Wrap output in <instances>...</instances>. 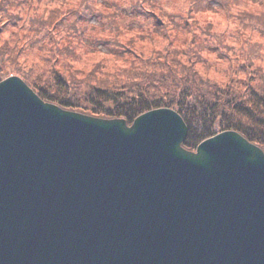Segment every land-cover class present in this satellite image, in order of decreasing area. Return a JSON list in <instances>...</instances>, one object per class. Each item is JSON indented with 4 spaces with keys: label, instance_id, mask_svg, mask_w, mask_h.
Returning <instances> with one entry per match:
<instances>
[{
    "label": "water",
    "instance_id": "obj_1",
    "mask_svg": "<svg viewBox=\"0 0 264 264\" xmlns=\"http://www.w3.org/2000/svg\"><path fill=\"white\" fill-rule=\"evenodd\" d=\"M173 110L103 120L0 83V264H264V152L182 148Z\"/></svg>",
    "mask_w": 264,
    "mask_h": 264
},
{
    "label": "rangeland",
    "instance_id": "obj_2",
    "mask_svg": "<svg viewBox=\"0 0 264 264\" xmlns=\"http://www.w3.org/2000/svg\"><path fill=\"white\" fill-rule=\"evenodd\" d=\"M166 1L169 3L158 0L154 11L145 16L133 15V18H139L126 29L113 18L119 19L120 14L123 15L119 9L135 8L131 0H97L99 14H90L92 17L88 21L83 14L67 17V12L79 6V0H60L55 5H42L41 0H9L8 4L0 0V83L10 77H19L34 91L32 83L43 86L56 81V75H59L76 83L89 80V77L97 81L111 79L109 85L114 84V88L135 84L146 76L154 84L153 78L158 76L172 79L174 59L168 57L167 52L174 51L179 62L190 64L217 83L226 81L224 69L235 55L250 58L255 65L264 68V31L243 28L238 18L240 12L243 16L247 11L256 14L259 7L254 6L259 0H233L228 4L202 0L197 11L189 14L186 0ZM161 8L171 14L167 22L162 19ZM234 8L237 9L235 12ZM61 11L65 12L66 19L64 15L55 16ZM208 12L215 18L208 19L205 15ZM34 16L40 18L36 26L30 23ZM143 18L154 19L164 26H147L148 20L143 21ZM73 20L78 31L70 27L69 22L73 23ZM106 42L116 44L119 54H106L105 51H110L103 45ZM192 43L199 45L197 50L201 57L198 59L188 53ZM256 48L258 52H255ZM150 62L155 66H148ZM245 70L248 72L247 67ZM256 73H251L247 82L256 79ZM102 84L107 86L105 82ZM160 109L170 108L155 110Z\"/></svg>",
    "mask_w": 264,
    "mask_h": 264
},
{
    "label": "trees",
    "instance_id": "obj_3",
    "mask_svg": "<svg viewBox=\"0 0 264 264\" xmlns=\"http://www.w3.org/2000/svg\"><path fill=\"white\" fill-rule=\"evenodd\" d=\"M2 1L5 4L9 3V0ZM41 1L42 5L60 3V0ZM96 1L79 0V6L74 11L67 12V17L70 18L72 15L74 18L79 14H83L86 16V21H88L92 17L90 14H99L96 6L98 2L96 3ZM157 1L142 0L141 3H138L137 0H131L135 8H129L130 11L128 8H113L119 9V12L123 13V15L120 14L119 19H113L124 28L129 29L131 22L139 18H133V15L141 16L143 14L145 16L152 13ZM219 1L226 4L233 3V0ZM165 2L169 3L166 0ZM201 2L202 0H186L189 9L188 14L196 12ZM256 5H259V11L257 10L256 14L247 11L243 16L240 12L238 18L243 28L248 27L252 30L264 31V0H259ZM64 6L67 8L66 5ZM249 6H252V4ZM159 11L163 21L167 22V18L171 14L168 15V10L162 8ZM60 15H64V19H66L64 11L58 12L55 16ZM49 18L53 17L49 16ZM229 18L233 19L234 17L229 15ZM39 19L37 16L31 17V25L36 26ZM143 21H147V26L162 25L154 19L143 18ZM69 24L70 27L73 26L78 31L76 21L73 20V23L69 22ZM103 45L110 50L105 51L106 54L113 56L119 54L116 44L106 42ZM91 46L97 48L95 44ZM198 47L199 45L193 43L190 47L188 53L193 58L198 59V57H201L198 54ZM98 48L100 49V47ZM100 50L104 52V50ZM258 51L259 49L256 48L255 52ZM167 56L174 59L172 60L174 64L173 77L172 79L165 76L155 77L153 78L154 84L146 79L148 78L146 76V78H137L140 82L135 84H126L122 86L123 88L121 86L114 88V84L109 85L111 79L101 78L103 81H97L95 78L89 77V80L76 83L73 81L68 82L63 77L56 75L57 79L52 83L43 86L32 83V86L37 95L47 103L95 118L123 119L128 125L133 123L138 116L151 110L159 108L176 110L188 126V137L184 143V148L188 151H195L203 141L213 134L226 131H235L241 134L249 142L259 146L264 151L263 67L255 65L250 58L235 55L232 61L228 60L229 65L224 69L226 81L217 83L210 80L206 75H202L190 64L179 62L175 51L173 53L167 52ZM148 66L155 65L150 62ZM246 67L248 72L245 70ZM254 71L257 72L256 79L247 82L248 77L251 73L254 74ZM243 76H246V78ZM26 81L30 83L27 78ZM104 82L107 86L102 84ZM254 83L259 85L255 86Z\"/></svg>",
    "mask_w": 264,
    "mask_h": 264
},
{
    "label": "clouds",
    "instance_id": "obj_4",
    "mask_svg": "<svg viewBox=\"0 0 264 264\" xmlns=\"http://www.w3.org/2000/svg\"><path fill=\"white\" fill-rule=\"evenodd\" d=\"M239 7H240V8H245V5H240ZM254 7H259V5H255ZM236 10H237L236 8L233 9L234 12H235ZM205 15H206V17H207L208 19H214V18H215L212 12H208V13H206ZM225 27H227V25H225ZM262 43H264V41H262Z\"/></svg>",
    "mask_w": 264,
    "mask_h": 264
}]
</instances>
